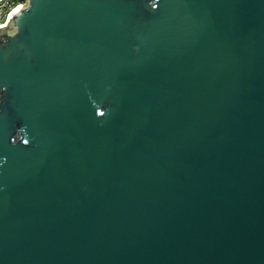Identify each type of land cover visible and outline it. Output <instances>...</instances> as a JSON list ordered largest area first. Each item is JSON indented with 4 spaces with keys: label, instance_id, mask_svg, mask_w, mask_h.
Masks as SVG:
<instances>
[{
    "label": "water",
    "instance_id": "1",
    "mask_svg": "<svg viewBox=\"0 0 264 264\" xmlns=\"http://www.w3.org/2000/svg\"><path fill=\"white\" fill-rule=\"evenodd\" d=\"M25 1L0 264H264V0Z\"/></svg>",
    "mask_w": 264,
    "mask_h": 264
},
{
    "label": "built area",
    "instance_id": "2",
    "mask_svg": "<svg viewBox=\"0 0 264 264\" xmlns=\"http://www.w3.org/2000/svg\"><path fill=\"white\" fill-rule=\"evenodd\" d=\"M26 5L25 0H0V26L7 23L9 15L18 6Z\"/></svg>",
    "mask_w": 264,
    "mask_h": 264
},
{
    "label": "clouds",
    "instance_id": "3",
    "mask_svg": "<svg viewBox=\"0 0 264 264\" xmlns=\"http://www.w3.org/2000/svg\"><path fill=\"white\" fill-rule=\"evenodd\" d=\"M3 101V99L2 100H0V102H2Z\"/></svg>",
    "mask_w": 264,
    "mask_h": 264
},
{
    "label": "snow or ice",
    "instance_id": "4",
    "mask_svg": "<svg viewBox=\"0 0 264 264\" xmlns=\"http://www.w3.org/2000/svg\"><path fill=\"white\" fill-rule=\"evenodd\" d=\"M17 11H19V9H17Z\"/></svg>",
    "mask_w": 264,
    "mask_h": 264
}]
</instances>
